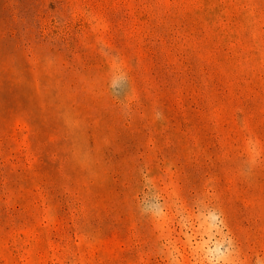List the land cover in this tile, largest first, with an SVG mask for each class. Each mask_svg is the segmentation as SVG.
I'll return each mask as SVG.
<instances>
[{
  "label": "rangeland",
  "instance_id": "obj_1",
  "mask_svg": "<svg viewBox=\"0 0 264 264\" xmlns=\"http://www.w3.org/2000/svg\"><path fill=\"white\" fill-rule=\"evenodd\" d=\"M0 264H264V0H0Z\"/></svg>",
  "mask_w": 264,
  "mask_h": 264
}]
</instances>
